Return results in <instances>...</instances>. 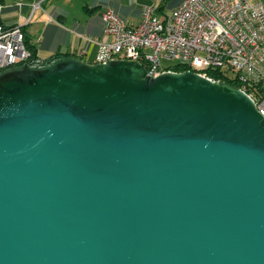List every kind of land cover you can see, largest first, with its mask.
I'll list each match as a JSON object with an SVG mask.
<instances>
[{
    "label": "water",
    "instance_id": "obj_1",
    "mask_svg": "<svg viewBox=\"0 0 264 264\" xmlns=\"http://www.w3.org/2000/svg\"><path fill=\"white\" fill-rule=\"evenodd\" d=\"M0 264H264V115L135 59L0 73Z\"/></svg>",
    "mask_w": 264,
    "mask_h": 264
},
{
    "label": "built area",
    "instance_id": "obj_2",
    "mask_svg": "<svg viewBox=\"0 0 264 264\" xmlns=\"http://www.w3.org/2000/svg\"><path fill=\"white\" fill-rule=\"evenodd\" d=\"M38 6L40 3H35ZM4 7L0 0V14ZM156 8L155 3H144L137 24L107 8L103 12L104 35L110 39L87 37L100 47L93 63L119 58L145 60L156 72H161L167 70L161 59L167 58L218 81L207 74V68L234 72L242 84L239 88L252 97L264 115L262 2L183 0L164 17L156 14ZM29 20L12 24L0 17V72L30 63L33 51L24 29ZM85 52L86 49H81L79 54Z\"/></svg>",
    "mask_w": 264,
    "mask_h": 264
},
{
    "label": "crops",
    "instance_id": "obj_3",
    "mask_svg": "<svg viewBox=\"0 0 264 264\" xmlns=\"http://www.w3.org/2000/svg\"><path fill=\"white\" fill-rule=\"evenodd\" d=\"M5 4L0 17L7 23H19L30 19L25 25L28 38L38 47L39 54L49 57L56 53L73 54L78 59L94 62L99 44L88 40L110 39L104 35L103 12L113 8L131 24L141 20L142 5L155 3L156 11L164 16L183 0H1ZM262 2L264 0H252ZM18 2H23L18 5ZM35 3L40 6L35 7ZM166 7L170 12H165ZM163 16V17H164ZM81 49H86L82 55Z\"/></svg>",
    "mask_w": 264,
    "mask_h": 264
},
{
    "label": "trees",
    "instance_id": "obj_4",
    "mask_svg": "<svg viewBox=\"0 0 264 264\" xmlns=\"http://www.w3.org/2000/svg\"><path fill=\"white\" fill-rule=\"evenodd\" d=\"M26 39H27V43L29 44V46L31 47L32 51H33V56L32 58L29 60L30 63L32 65H41V66H36V67H45L48 66L50 64H53L54 62L58 61L59 59L62 58H77L76 55L73 54H63V53H56L54 55H51L49 57L43 58L40 54H39V49L38 47L28 38V35L26 33ZM143 65H145L148 70H151V65L145 61L142 60ZM34 67V66H33ZM169 68L175 70V71H183L186 70L185 65H183L182 63H177L174 66H170ZM207 74L213 76L216 79H219L220 82H226L229 85L233 86V87H240L242 84L241 82L238 80L237 74L234 72H227V73H223L220 70L214 69V68H207L206 69ZM232 73V74H230Z\"/></svg>",
    "mask_w": 264,
    "mask_h": 264
},
{
    "label": "rangeland",
    "instance_id": "obj_5",
    "mask_svg": "<svg viewBox=\"0 0 264 264\" xmlns=\"http://www.w3.org/2000/svg\"><path fill=\"white\" fill-rule=\"evenodd\" d=\"M163 12H157L156 11V14L158 16H160V17H163L164 16V13ZM165 12H170V8L169 7H166ZM177 63H179V61H177V60L167 59V58H162L161 59V64L164 67H170V66L172 67V66L176 65ZM230 74H232V73H230Z\"/></svg>",
    "mask_w": 264,
    "mask_h": 264
},
{
    "label": "bare ground",
    "instance_id": "obj_6",
    "mask_svg": "<svg viewBox=\"0 0 264 264\" xmlns=\"http://www.w3.org/2000/svg\"><path fill=\"white\" fill-rule=\"evenodd\" d=\"M25 29V28H24ZM21 66H18V67H15V68H20ZM23 67V66H22ZM15 68H12V69H15ZM153 69V68H152ZM8 70H10V69H8ZM167 70H173V69H171V68H169V67H167ZM187 70V69H186ZM189 70V69H188ZM5 71H7V70H5ZM155 71H156V69H155ZM2 72H4V71H2ZM2 72H0V73H2ZM197 72V71H196ZM156 73H158V72H156ZM199 73V72H198ZM218 81V80H217Z\"/></svg>",
    "mask_w": 264,
    "mask_h": 264
}]
</instances>
